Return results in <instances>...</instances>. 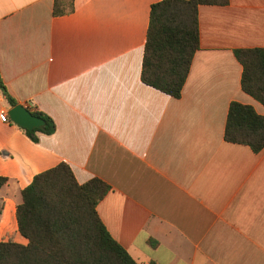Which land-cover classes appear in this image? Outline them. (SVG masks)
<instances>
[{"label":"crops","instance_id":"0c3cea01","mask_svg":"<svg viewBox=\"0 0 264 264\" xmlns=\"http://www.w3.org/2000/svg\"><path fill=\"white\" fill-rule=\"evenodd\" d=\"M53 1L0 0L6 91L56 125L34 143L0 119V242L28 243L21 192L65 163L79 184L110 186L98 216L138 264H264V149L224 139L232 102L264 116L235 56L264 47V0L199 7L200 48L179 99L141 79L162 0H74L61 17ZM11 108L0 91V110Z\"/></svg>","mask_w":264,"mask_h":264},{"label":"trees","instance_id":"16d2710c","mask_svg":"<svg viewBox=\"0 0 264 264\" xmlns=\"http://www.w3.org/2000/svg\"><path fill=\"white\" fill-rule=\"evenodd\" d=\"M229 0H162L151 6L141 79L168 96L179 99L195 53L200 48L198 10L200 6H226ZM74 0H54L52 15L74 12ZM242 65L244 93L264 106V47L237 50ZM0 76V91L10 106L16 101L6 91ZM45 125L24 129L34 143L38 133L52 135L55 122L34 111ZM224 139L248 146L254 153L264 149V116L238 102L229 106ZM8 178L0 176V191ZM110 186L100 179L79 184L70 167L61 163L42 172L22 190L16 209L20 234L26 245L0 242V264H138L109 234L97 213V206ZM152 247L156 242L149 241Z\"/></svg>","mask_w":264,"mask_h":264},{"label":"water","instance_id":"95a60500","mask_svg":"<svg viewBox=\"0 0 264 264\" xmlns=\"http://www.w3.org/2000/svg\"><path fill=\"white\" fill-rule=\"evenodd\" d=\"M8 114L14 124L30 131L39 129L45 125V121L42 118L35 116L22 105L12 107Z\"/></svg>","mask_w":264,"mask_h":264},{"label":"built area","instance_id":"2783aa9c","mask_svg":"<svg viewBox=\"0 0 264 264\" xmlns=\"http://www.w3.org/2000/svg\"><path fill=\"white\" fill-rule=\"evenodd\" d=\"M31 107H33L32 103H30V105L25 106V108H27V109H30ZM0 119L2 122H8L9 121L7 110H5V109L0 110Z\"/></svg>","mask_w":264,"mask_h":264}]
</instances>
